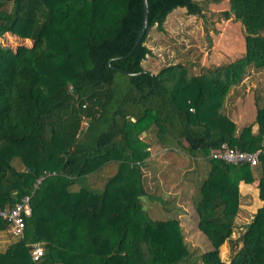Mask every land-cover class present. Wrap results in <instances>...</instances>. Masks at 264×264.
Listing matches in <instances>:
<instances>
[{
	"label": "trees",
	"instance_id": "16d2710c",
	"mask_svg": "<svg viewBox=\"0 0 264 264\" xmlns=\"http://www.w3.org/2000/svg\"><path fill=\"white\" fill-rule=\"evenodd\" d=\"M220 1L148 0L147 32L119 58L138 38L143 0H0V38L33 42L11 52L0 39V209L27 195L32 207L23 236L0 217L10 239L0 264H264V154L254 166L209 157L224 143L264 148L260 100L255 121L242 128L224 111L248 69L264 71V0H229L221 12L245 28L242 57L198 75L183 64L157 73L142 64L151 30H163L171 12L184 7L209 32L206 11ZM150 128L210 164L190 210L174 196L165 219L142 203L145 196L169 204L145 188L150 152L141 134ZM241 182L256 185L262 206L233 240ZM228 240L233 255L224 260ZM36 242L44 248L37 261Z\"/></svg>",
	"mask_w": 264,
	"mask_h": 264
},
{
	"label": "rangeland",
	"instance_id": "374dc122",
	"mask_svg": "<svg viewBox=\"0 0 264 264\" xmlns=\"http://www.w3.org/2000/svg\"><path fill=\"white\" fill-rule=\"evenodd\" d=\"M228 8L229 0H221L219 3L213 2L209 5L206 11L211 18L209 32H206L202 19L189 15L184 7L176 8L168 15L163 30L157 27L151 30L147 44L152 49V53L143 60L142 64L145 69L157 73L165 66L183 64L191 74L198 75L242 57L246 52L245 28L235 17L228 20L223 18L221 12ZM0 39L2 46L11 52H15L19 45L27 47L33 45L32 40L26 41L8 33ZM248 70L244 79L239 84L232 86L225 99L224 106V111L240 128L255 121L257 116V99L264 104V71L255 68ZM149 131L148 129L141 134V138L146 142H150L149 136L146 134ZM170 137L167 139L170 141L169 145H172L176 149L181 147L182 143ZM179 149L182 151L186 150L184 148ZM148 150H150L149 147ZM193 162L194 170H196L195 174L191 173L189 176L190 183L186 184V188L181 193L182 198L187 200L184 205L189 210L191 208L193 191L199 188L200 184L210 173V164L208 162L204 161L202 166H200V163L196 159ZM13 163L19 169L24 168L18 158ZM184 163H186V166L189 164L187 160ZM149 182H151V179H149ZM148 184L145 182V188H147L148 193H156L154 192L155 185L152 184V187H150L151 184ZM78 188L75 187V189ZM162 192L164 193V189H159L157 195H163ZM165 200L169 204L164 205L157 200L154 201L148 197H142L144 208L151 212L153 218L158 217L160 219H165V209H169V207L171 208L174 205L173 195H167ZM241 200L242 207L240 208L239 218L236 221L233 240L238 239L246 230L258 209L256 198L242 196ZM233 242L228 240L221 247V255L224 260L231 259L234 247Z\"/></svg>",
	"mask_w": 264,
	"mask_h": 264
},
{
	"label": "crops",
	"instance_id": "0c3cea01",
	"mask_svg": "<svg viewBox=\"0 0 264 264\" xmlns=\"http://www.w3.org/2000/svg\"><path fill=\"white\" fill-rule=\"evenodd\" d=\"M8 34L13 35L16 38L23 39L22 37L12 33ZM24 39L26 41H31L28 38ZM149 130L150 131L146 134L150 139V142L148 141L150 156L143 166L144 181L147 182V184H151L150 187H152V184L155 185V194H157L159 189H164V193L162 192L163 195L159 196L164 198H167V195H173V197L178 195L180 196L186 188V184H189L190 182L189 176L191 173L195 174L196 170H194L195 168L193 167V160H198L200 166L204 164V161L191 156L188 154L187 150H180L179 148L186 149L185 143L177 149L173 148L172 145H169V140L166 139L165 141H160L155 135V130L153 128ZM186 160L189 163L187 166L186 163H184ZM149 179H151V182H149ZM240 190L243 197L256 198L258 208L262 206V201L259 198V191L255 184L241 182ZM239 215L240 212L236 221L238 220ZM9 243L10 239L8 232H0V250H5Z\"/></svg>",
	"mask_w": 264,
	"mask_h": 264
},
{
	"label": "built area",
	"instance_id": "2783aa9c",
	"mask_svg": "<svg viewBox=\"0 0 264 264\" xmlns=\"http://www.w3.org/2000/svg\"><path fill=\"white\" fill-rule=\"evenodd\" d=\"M88 126V122L84 121L83 128ZM264 154V148L256 151H245L238 147H232L227 143L218 150H212L209 154L210 158L223 160L231 164H250L257 165L260 157ZM41 182V179L38 181ZM37 186V184H36ZM31 196L27 195L21 199L13 208L0 209V217L9 223V232L14 236H23L26 228V219L32 215V207L30 205ZM44 255V248L40 242L32 244V256L34 260H40Z\"/></svg>",
	"mask_w": 264,
	"mask_h": 264
},
{
	"label": "water",
	"instance_id": "95a60500",
	"mask_svg": "<svg viewBox=\"0 0 264 264\" xmlns=\"http://www.w3.org/2000/svg\"><path fill=\"white\" fill-rule=\"evenodd\" d=\"M143 5H144V20H143L142 28L139 31L138 38H137V40H136V42H135L132 50L127 55L121 56L119 58H126L130 54H132V52L134 51V49L139 45V43L142 41L144 35L147 32L148 25H149V3H148V0H143Z\"/></svg>",
	"mask_w": 264,
	"mask_h": 264
},
{
	"label": "bare ground",
	"instance_id": "6f19581e",
	"mask_svg": "<svg viewBox=\"0 0 264 264\" xmlns=\"http://www.w3.org/2000/svg\"><path fill=\"white\" fill-rule=\"evenodd\" d=\"M182 47V46H181Z\"/></svg>",
	"mask_w": 264,
	"mask_h": 264
}]
</instances>
